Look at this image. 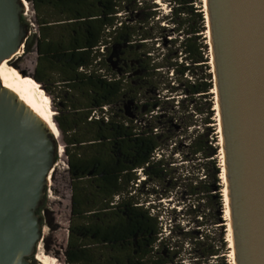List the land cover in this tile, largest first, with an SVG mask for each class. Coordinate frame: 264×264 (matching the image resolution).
Masks as SVG:
<instances>
[{
    "label": "trees",
    "instance_id": "1",
    "mask_svg": "<svg viewBox=\"0 0 264 264\" xmlns=\"http://www.w3.org/2000/svg\"><path fill=\"white\" fill-rule=\"evenodd\" d=\"M162 1L169 6L167 14L160 11L157 0H29L37 32L28 34L24 52L36 50V66L32 77L12 67L37 87H41L37 82L54 83L62 94L61 113L54 117L58 129L52 108L49 119L57 139L62 134L61 157L64 151L70 178L64 264L168 262L159 254L162 247L171 253L170 242H165L168 236L162 237L160 203L148 202L144 207L139 202L136 173L140 169L145 174L143 184L168 175L172 162L167 164L163 154L155 156L163 140L155 122L158 111L163 102L172 103L170 118L176 119L184 101L208 95L213 80L210 73L193 79L194 68L207 61L203 60L207 44L201 36L206 23L200 1ZM21 20L28 31V23ZM160 46L166 53L155 55ZM112 47L118 48L119 72L108 62ZM163 68L174 82L165 85L167 95L161 100L162 82L157 76ZM151 90L158 95L138 106L144 108L139 116L124 115L119 106L124 99L136 102L139 94ZM182 94L184 99L175 100ZM181 109L183 115L177 118L183 131L195 128L196 115L203 111L187 104ZM210 116L202 123L208 124ZM198 130L190 136L187 150L206 162L202 163L204 177L187 185L189 199H204L211 192L208 179L218 181L219 174V167L208 160L212 156L208 135ZM190 201L195 225L182 231V244L195 263L216 260L219 247L210 239L204 211ZM218 203L222 206L221 196Z\"/></svg>",
    "mask_w": 264,
    "mask_h": 264
},
{
    "label": "water",
    "instance_id": "2",
    "mask_svg": "<svg viewBox=\"0 0 264 264\" xmlns=\"http://www.w3.org/2000/svg\"><path fill=\"white\" fill-rule=\"evenodd\" d=\"M25 7L0 0V63L24 52ZM205 7L235 264H264V0ZM58 149L47 123L0 81V264H38V209Z\"/></svg>",
    "mask_w": 264,
    "mask_h": 264
},
{
    "label": "rangeland",
    "instance_id": "3",
    "mask_svg": "<svg viewBox=\"0 0 264 264\" xmlns=\"http://www.w3.org/2000/svg\"><path fill=\"white\" fill-rule=\"evenodd\" d=\"M201 6L203 7V1L199 0ZM28 6V12L26 15L22 14V19L28 23L31 34L34 33V28L30 26L28 18L31 21L34 20V12L31 8L29 0H26ZM159 9L163 14H167L169 6L162 0H157ZM169 38V37H168ZM204 43L207 44V50L203 52V61L194 68L193 79H202L206 77V74L210 73L213 80V75L211 72L209 45L207 43L206 31L201 36ZM118 48L112 47V52L108 57V62L110 63L112 69L119 72V66L117 61ZM155 55L160 53L165 54L166 49L160 46L155 52ZM160 55L158 57L161 61ZM37 62V57L34 48L30 52H22L20 55L13 57L9 61V66L13 69L15 67L21 72V74H28L32 77L35 66ZM164 62V61H162ZM13 66V67H12ZM171 73L166 74V69H162L160 75L157 76L158 80L162 83L160 84V95L161 100H164V95H167L166 89H163L165 85L173 84L174 79H170ZM170 79V80H169ZM41 87L36 88L41 91L43 95L45 111L48 114H52L53 109V121L54 117L60 115V109L63 107L61 102V93L59 88L55 86L54 83H39ZM214 87V84H213ZM45 93V94H44ZM158 95L157 91H145L141 95L139 94V99L134 102L130 99H124L119 106L121 107L124 115L129 118H134L139 116L144 108L138 107L146 101H150V98ZM185 95H176L175 100H182ZM152 100V99H151ZM175 103V102H174ZM190 103V104H188ZM215 94L212 89L209 90L208 95L193 97L189 101H184L182 105H190V108H198L203 111L201 114H197L198 125L196 127H191L189 130L183 131L181 127V121L177 116L183 115L182 105L179 108L178 113H175L176 119H171L170 115L173 112L168 109L172 103H162V108L158 111V118L156 119L158 134H162V144L161 149L156 152L155 156L163 154L165 162L173 165L168 169V175L161 181H149L143 184L145 180V174L140 169L136 173L139 177L137 181L139 184V202L145 206L148 202L157 204L160 203L161 212V222H162V237H167V241L170 242V255L167 254L165 248L162 247L159 254L163 257H168V262L166 264H232V258L230 256V248L227 242V225L224 217V205L219 206L218 198L222 197L223 182L220 178L221 173V159L219 155L220 145H219V134H218V121L216 118V111L214 109ZM52 108V109H51ZM109 109L108 107H106ZM210 108V109H209ZM176 110V109H175ZM212 110V114H208L207 111ZM97 114V113H96ZM206 115H211L208 124H203L202 119ZM144 117L149 118L150 115H144ZM208 117V116H207ZM55 123V122H54ZM196 129L201 133H207L209 143L212 146L211 157L208 160L214 162L215 167H219V174L217 175V180L208 179L211 183V192L207 193L204 199L198 198H187V185L191 182V179L195 180L193 183L197 182L200 178H203L202 163H205L206 159L195 158L187 150V143L190 136L195 135ZM168 136V139L165 137ZM59 146L64 149L63 137L59 133V138L57 139ZM176 148H172V146ZM187 159V160H186ZM49 190L50 196L45 197L41 203L40 218H41V238L38 241L39 247L47 255L53 258L55 264H64V250L66 247L68 226L70 221V178L67 168V157L63 151L62 157L56 155V160L53 168L50 172ZM140 181V182H139ZM211 194V195H209ZM201 197L202 194H198ZM189 201L193 202L194 205L204 211L206 216V229L210 235L212 242L219 247V258L209 261H202L200 263H195L189 258L188 249L186 244H182L183 236L182 231L191 229L194 227V218L189 212ZM206 203V204H205ZM182 208V210H180ZM171 231V232H170ZM170 232V234H169ZM36 246V251L38 247ZM168 255V256H167ZM32 259H35L33 256ZM37 262V261H36ZM38 263V262H37Z\"/></svg>",
    "mask_w": 264,
    "mask_h": 264
},
{
    "label": "bare ground",
    "instance_id": "4",
    "mask_svg": "<svg viewBox=\"0 0 264 264\" xmlns=\"http://www.w3.org/2000/svg\"><path fill=\"white\" fill-rule=\"evenodd\" d=\"M203 1V12H204V18L206 23V38L207 43L209 45V30L207 26V19H206V7H205V0ZM25 5L27 6L26 0H23ZM28 10V6H27ZM28 12V11H27ZM210 52V50H209ZM22 51L18 52L17 55H20ZM14 57V56H13ZM12 57V58H13ZM10 59H6L0 63V81L6 89H8L10 92L14 93L18 100L22 102L33 114L38 116L41 120H43L47 125L50 127V129L55 134V137L57 138L56 132L53 128L52 123L49 119V114L45 111L44 107V101H43V95L41 91H39L36 88V85L27 78H21L10 66H9ZM209 64L211 65V72H212V57L210 55V61ZM212 92L215 94V103H214V109L216 111V118L218 121V134H219V155L221 159V173L220 178L224 184L223 190H222V201L224 205V217L226 220L227 225V242L229 244L230 248V256L232 258V264H235L234 259V251H233V242H232V235H231V224H230V213H229V207H228V198H227V188H226V181H225V168H224V160H223V148H222V142H221V127H220V119H219V111H218V105H217V96H216V90L215 87H213ZM62 147L59 146L58 149V156H61ZM51 182L50 176H49V183ZM37 247V251H35V259L38 262V264H55L52 257L47 255L45 252H43V248Z\"/></svg>",
    "mask_w": 264,
    "mask_h": 264
},
{
    "label": "built area",
    "instance_id": "5",
    "mask_svg": "<svg viewBox=\"0 0 264 264\" xmlns=\"http://www.w3.org/2000/svg\"><path fill=\"white\" fill-rule=\"evenodd\" d=\"M29 10V9H28ZM27 6L25 7V10H24V12H23V14L24 15H26L27 14ZM31 18V17H30ZM30 18H28V22H29V24H30V26H32L33 28H34V33H36L37 32V26H36V23H35V20H33V21H31V19ZM29 34H31V30L29 29ZM103 49H102V47L100 48V51H102ZM50 190H49V183H48V185H47V190H46V196L45 197H49L50 196Z\"/></svg>",
    "mask_w": 264,
    "mask_h": 264
},
{
    "label": "crops",
    "instance_id": "6",
    "mask_svg": "<svg viewBox=\"0 0 264 264\" xmlns=\"http://www.w3.org/2000/svg\"><path fill=\"white\" fill-rule=\"evenodd\" d=\"M37 57V56H36Z\"/></svg>",
    "mask_w": 264,
    "mask_h": 264
}]
</instances>
